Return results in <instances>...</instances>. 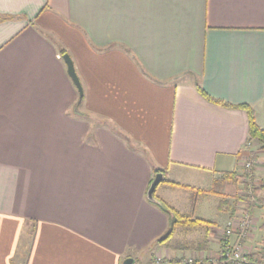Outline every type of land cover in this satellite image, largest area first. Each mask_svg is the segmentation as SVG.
<instances>
[{"label":"crops","instance_id":"1","mask_svg":"<svg viewBox=\"0 0 264 264\" xmlns=\"http://www.w3.org/2000/svg\"><path fill=\"white\" fill-rule=\"evenodd\" d=\"M242 104L264 129V0H0V264H19L29 238L26 264L182 257L157 243L170 219L147 198L155 168L179 184L159 198L210 222L172 240L207 233L194 250L219 253L217 233L243 213L257 231L241 241L256 239L264 207L238 197L264 149L247 146Z\"/></svg>","mask_w":264,"mask_h":264},{"label":"rangeland","instance_id":"2","mask_svg":"<svg viewBox=\"0 0 264 264\" xmlns=\"http://www.w3.org/2000/svg\"><path fill=\"white\" fill-rule=\"evenodd\" d=\"M75 87H76V85H75ZM76 89H77V87H76ZM78 99H79V97L76 99L73 111L75 110V106H76ZM83 107H84V105L81 103V105L79 106V110L82 111ZM74 113H75V111H74ZM261 157H262L261 161L259 162L258 165H256L257 168H255L253 166V168H255V173H254L253 177L248 176L250 179H246L245 177H243V171L241 172L240 176L242 178H244L242 181L243 183L245 182L248 185H251V186H254L257 188L260 185H262V183H264V176L261 175V173L258 174V172H257V170L258 171L261 169L264 170V157H263V155ZM244 167H245V169L248 168L246 165ZM260 172H264V171H260ZM191 190H193L195 192V195L198 196V193H197L198 189H195L194 187H192ZM155 194H156V192H155ZM247 194H248V192H246V191L241 193L239 195L238 199H240L241 201L247 200V198H246ZM156 196H157V194H156ZM240 205H241V203H240ZM246 218L247 217L243 213L242 216L239 218L238 222L235 224V226L232 225V227L223 228V230H221V232L217 233V235L219 237L218 241L220 240L221 244L228 242L227 248H228V250H230V252H231L230 255L234 259L223 260L222 262H220V260H219L220 254L217 251L212 250L209 253V255H208V253L203 255L201 253H198L196 250H194L195 248H193V249H190L189 251L184 252L185 254L184 253H178L179 255L182 256L180 258L177 256L174 257L173 256L174 253H171L170 250H169L170 252L168 254L167 253H159V254L153 256L152 264H222L225 262H227V264H264L263 247L260 246V248H259V246H258L259 244L256 245V243H254V241H256V239L261 241V238L259 235L262 234L261 236L263 238L264 237V235H263L264 231L261 230L260 232H258L259 235L256 237V239L251 238L248 241V243L244 244L241 241V238H247V237H249V234H251V233L255 234V231H257L256 229H254V220L252 218H249L248 219L249 220V226H248L246 233H244V231L241 228V223H242V220L246 219ZM227 229H230L232 234L235 233L234 231L239 230L238 232H240V234H242V232H243V234H242L243 237H240V239H238L234 243H233V241H228V237L230 234L227 233ZM32 230H33V228L30 230V232H32ZM31 234L32 233H30V235ZM31 240L32 239L29 238L26 241V245H27L26 251L24 252V255L19 259V261H18L19 264H26V262L28 260L29 246L31 244ZM174 243H175L174 240H172V242H169L168 246L172 247V245L174 246ZM154 246H152V248Z\"/></svg>","mask_w":264,"mask_h":264},{"label":"trees","instance_id":"3","mask_svg":"<svg viewBox=\"0 0 264 264\" xmlns=\"http://www.w3.org/2000/svg\"><path fill=\"white\" fill-rule=\"evenodd\" d=\"M65 53H67V51L63 50L62 54L64 55ZM202 93L204 95H206L207 97H209L204 90H202ZM209 98H211V97H209ZM211 99L216 103H219V104H222L225 106H230V104H228L226 102H222L221 100H216L213 98H211ZM239 107H243L244 109H246L248 116H249V137L247 140V146L250 147L254 141H258L262 145V148H264V129L261 128L257 124L254 109L250 105H244V104L240 105ZM82 116H87V114L82 113ZM121 136L129 144H131V141L127 137H125L124 135H121ZM253 166L254 165H252L251 168L245 169L243 177H245L246 179H250L249 178L250 176L253 177V175L255 173V168H253ZM155 172L156 173L157 172L167 173V171L165 169H160V168H155ZM225 175H230V173H226ZM163 182H167V183H170L173 185H179L176 182H173L171 179H169L167 177V174H165V179ZM244 184L246 186L244 189L246 192H248V194L246 195L247 200H245V203L247 205L248 204L250 205L249 208H253L254 206L256 207L259 205L264 207V194L259 196L257 187L248 185L245 182H244ZM156 197H157V199H159L162 202L163 206L161 208L168 214L169 219H170V227H169L168 231L164 234V236H162L161 238H159L157 240L158 243H166L168 241L172 242V236H173L174 231H175L177 226H197V225L208 226L209 225V223H210L209 221L203 220L201 218H196L192 214L182 213V212L178 211L177 209H175L174 207L168 205L166 202H164L158 196H156ZM32 228L34 230L33 225H32ZM247 229L244 231V233H246ZM33 230H32V232L29 231V233L33 234L34 233ZM242 234H243V232H242ZM242 234H240V235H242ZM174 242H175L174 243L175 248L182 249V250H190L193 248H195V249H199L200 247L203 248L205 246V244H208L209 239H208V234L206 233V235L202 238V240L198 241V242H192V241H174ZM227 243L228 242H225L224 244H222L221 249L219 251L220 262L225 260L224 254L228 249ZM263 252H264V246H263ZM225 264H227V262H225Z\"/></svg>","mask_w":264,"mask_h":264},{"label":"water","instance_id":"4","mask_svg":"<svg viewBox=\"0 0 264 264\" xmlns=\"http://www.w3.org/2000/svg\"><path fill=\"white\" fill-rule=\"evenodd\" d=\"M63 58L67 65L68 75L70 76L74 84L76 85L78 92H79V99L75 106V112L77 114H82V112L79 110V106L81 105L83 98H84V88H83L82 82L76 72V68H75V65H74V62L71 56L68 53H65L63 55ZM164 179H165V174L163 172H157L147 191L148 200L157 204L160 207H162L163 204L159 199H157L155 192H156L158 185L162 183ZM135 263H136V260L133 257H128L123 261V264H135Z\"/></svg>","mask_w":264,"mask_h":264},{"label":"built area","instance_id":"5","mask_svg":"<svg viewBox=\"0 0 264 264\" xmlns=\"http://www.w3.org/2000/svg\"><path fill=\"white\" fill-rule=\"evenodd\" d=\"M252 165H253V164H252L251 162H248V163L246 164V166H247L248 168H251ZM248 219H249V218L247 217L246 219H243V220H242L241 228H242L243 231H245V230L248 228V226H249V220H248ZM227 233H228V234H231V230H230V229H227ZM230 254H231L230 250L227 249V251H226L225 254H224V258H225V260L234 259V258L231 257Z\"/></svg>","mask_w":264,"mask_h":264}]
</instances>
